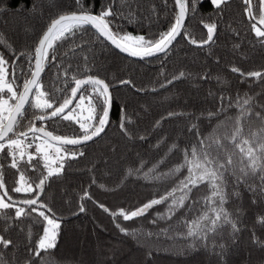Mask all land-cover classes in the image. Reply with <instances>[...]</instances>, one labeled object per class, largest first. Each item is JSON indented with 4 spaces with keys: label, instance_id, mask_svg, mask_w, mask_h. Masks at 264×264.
Returning a JSON list of instances; mask_svg holds the SVG:
<instances>
[{
    "label": "trees",
    "instance_id": "16d2710c",
    "mask_svg": "<svg viewBox=\"0 0 264 264\" xmlns=\"http://www.w3.org/2000/svg\"><path fill=\"white\" fill-rule=\"evenodd\" d=\"M84 3L85 7L91 6L94 14L102 6L111 5L113 12L120 13L111 17L114 31L143 35L146 39H155L160 32L167 31L176 13L174 0ZM195 7L185 21L190 35L182 32L170 50L152 58L128 57L98 38L90 27L57 42L55 58L50 52L40 76L42 91L51 94L54 89H61L57 95L59 106L65 96L71 95L73 76L98 77L110 85L113 102L109 123L92 140L65 146L77 155L65 157L63 168L47 179L43 190L37 189L36 184L41 175H48V169L42 155L35 153L36 143L27 148L33 154L36 169L28 164L27 155L19 170L12 168L7 149L0 151V174L5 185L0 195L7 193L5 202L11 203L8 197L17 202L34 199L37 197L33 193H37L39 201L52 212L48 213L46 208L39 210L50 216L54 213L60 225L55 247L42 250L37 257L35 245L44 225L35 224L32 217L16 218L17 207L29 210L23 203L0 209V236L11 241L7 247L0 244L2 264H264V181L259 175L249 176L247 182H237L231 175L226 178L224 208L237 224L234 233L231 225L225 224L204 239L193 240L184 235L185 219L190 222L204 212L214 215L210 211L212 202L205 203L211 196L207 183L195 188L185 206L171 218L167 215L171 199L130 220L111 215L120 209L133 211L176 187L187 176V168L160 180L145 179L144 174L165 157L173 143L178 149L149 176L166 173L181 164L184 150L191 152L192 146L198 145V140L212 133L221 122L225 126L219 129L220 135L230 131L244 99L251 98L244 106L250 112L243 118V137L250 138L253 132L264 128V77L247 75L264 73V38L257 37L251 27L255 23L264 30L258 22L259 0H252L255 19L245 11V0H227L219 7H214L210 0H196ZM75 8V0H0V9H4L0 11V36L5 41L0 43V55L7 61L8 79H15L17 88L22 89L24 80L31 75L36 45L50 21ZM205 23H214L216 27L211 42L202 45L200 42L207 40ZM192 39L197 43H192ZM232 68L240 72H233ZM181 72L183 77L173 79ZM125 80L131 84L120 83ZM222 107L224 110L220 111ZM26 109V118L17 126V132L26 131L33 116L42 114L29 106ZM169 113L184 115L169 117ZM209 113L216 115L209 118ZM83 114L87 115L86 111ZM125 115L132 122L125 120L122 129L121 117ZM56 120H36L35 126H43L59 136L76 137L81 133L78 124ZM192 124L197 129L190 131ZM30 139L31 135L28 142ZM161 140L163 143L157 147ZM224 146L228 153L236 152L235 158L239 159L236 145L225 140ZM53 167H59V163ZM22 172L32 183V192L14 191L21 184ZM85 192L88 197L81 199ZM175 195L182 193L177 191ZM100 205L109 211L105 212ZM29 229L33 233L31 238ZM30 247L33 252H29Z\"/></svg>",
    "mask_w": 264,
    "mask_h": 264
},
{
    "label": "snow or ice",
    "instance_id": "6c2138e0",
    "mask_svg": "<svg viewBox=\"0 0 264 264\" xmlns=\"http://www.w3.org/2000/svg\"><path fill=\"white\" fill-rule=\"evenodd\" d=\"M191 3V8L189 7ZM227 0H210V3L214 7H219ZM76 8L71 12H65L59 14L56 18L52 19L46 29L43 31L41 37L38 40V44L35 48V67L31 70L30 78H26L22 85V89L15 86V79L11 81L7 78L8 73L6 71L7 61L2 55H0V151L7 149L8 155L12 157L10 167L19 170L21 161L24 160L25 155L28 157V164L36 169V165L32 164L33 154L27 152V148L32 147V143L28 142V137L31 135L32 141L40 140V143L35 144V153L37 156L42 155L44 161V167L48 169V175L39 178V183L36 184L37 189L43 190L45 182L53 174H58L63 168L64 160L66 156L75 157L77 153L70 151L67 145H81L93 137L99 136L104 131L105 126L109 123V111L112 106V96L109 91L110 85L105 83L94 76H86L84 79H77L75 76L72 79L75 82V87L71 88V95L65 96L63 101L56 106L57 95L62 92L61 89H54L51 94L42 91V85L40 82L41 73L44 71L45 63L51 52L52 57L55 58V48L59 41L66 40L68 37L75 35L77 32L86 31L89 27L94 29L98 38L102 37L105 41L110 42L116 48L122 52H127L133 57H151L158 53H166L170 50L169 46L173 44L177 36L182 32L185 35H190L185 28V18L190 12L194 13L196 10V0H175V4L178 11L174 14V22L169 25L167 31L160 32L155 39H146L143 35H132L131 33H121L120 31H114L111 25L113 21L111 17L120 15L112 11L111 5L103 7L101 10L94 14L91 6L85 7L84 0H75ZM123 3V0H122ZM245 4L248 7L245 9L248 16L255 19L252 11V0H245ZM259 24L264 25V0H259ZM4 11V9H0ZM131 16V13L129 14ZM203 23V21H201ZM207 28V40H202L200 43L207 44L213 38V32L216 25L204 24ZM253 31L257 37L264 38V30L257 27L255 23L251 25ZM192 43H197L195 39L191 40ZM0 43H5L3 37L0 36ZM25 55V53H20ZM31 59V56H29ZM233 72H240L238 68H232ZM244 75L243 73H241ZM185 74L180 73L179 77H173L178 79ZM248 76L262 78L264 73L251 72L247 73ZM172 81H167L171 83ZM121 84L129 85L131 81H120ZM164 85H161L163 87ZM6 93H10L7 99L4 98ZM78 97V99H77ZM224 97H221L223 102ZM251 98H246L242 105L240 115L235 118V126L230 130L220 135L219 129L225 126L224 122H221L213 129L212 133L208 136L200 138L198 145H193L191 152L187 149L183 152V161L181 164L169 169L168 172L158 174L156 176H149L156 170L159 164L164 163L167 156L174 150L178 149V145L173 143L168 152L165 153V157L161 159L156 165H153L149 169L148 173H145V179L160 180L162 178H168L180 173L181 169L187 168V176L179 181V184L174 187L170 192L158 199H152L149 202L143 204L141 207L136 208L133 211L127 212L124 209H120L117 212H112L113 217L122 216L124 220H130L134 217L142 216L148 209L155 205H159L167 202L171 199V203L168 205L167 215L171 218L176 211L185 206V202L190 199V195L195 188L207 183L211 189V196L205 199V203L212 202L210 211L214 213L213 216H209L208 212L202 213L200 216L194 218L192 221L185 219L184 226L186 237H191L193 240L204 239L209 233H214L222 228L223 225L229 224L233 230V233L237 231V224L232 220L230 213L224 208L226 201V194L223 191V187L226 183V178L231 175L236 177L237 182L243 179L247 182L249 176H260V179L264 181V128L259 129L257 132H253L250 138L243 137V118L246 117L250 109L245 111L244 106L250 103ZM9 101H15L9 103ZM26 106L37 109L41 115H34L33 119L29 121V125L25 126L26 131L17 132L16 128L21 124V121L26 118ZM231 104H229V107ZM223 107L220 111H223ZM87 115H84V112ZM7 113V115H5ZM176 115H184V113H169V117ZM216 114L209 113V118ZM259 118V113H257ZM56 118H59L56 120ZM56 120L57 123L62 121H69L79 125L81 133L76 134V138H69L68 136L53 135L52 132L45 130L43 126L37 128L35 121ZM127 120L131 123V118L127 115L121 117V128L124 129V121ZM159 126V121H157ZM197 129L195 124H192L190 131ZM11 134V136H10ZM42 134V135H41ZM197 136H200L197 130ZM143 138V137H142ZM227 140L230 143L236 145L239 152V159H236V152L228 153L224 146V141ZM239 140V144L237 141ZM163 143V140L157 143V147ZM63 153V155H61ZM223 153V154H222ZM83 155V153H79ZM19 157V158H17ZM59 163V167H53ZM143 163V162H142ZM132 170L129 169V174ZM21 184L14 188V191L19 192H32V183L25 178L24 173L20 176ZM4 178L0 174V189L4 188ZM180 191L182 195L177 197L175 193ZM37 198L25 199L21 202L8 199L11 203L5 202L4 196H7L5 192L0 196V209H8L15 207L17 203H23L29 206V210L22 207H17L15 211L16 218L21 216L32 217L35 224H43V234L39 236L36 241L34 255L39 257L40 252L47 251L48 249L55 247V241L57 236V230L60 225L58 223L55 214L51 216L46 214L45 211L39 209L46 208L48 213L52 212L51 208L39 201L37 193H33ZM88 197V193L85 192L81 199ZM218 201V203H217ZM195 203V202H194ZM104 208L105 212L109 209L104 205H100ZM84 211L83 206L80 208ZM32 213H37L36 216H32ZM160 218H163L162 214H158ZM264 222V218L262 221ZM119 227V225H117ZM122 232L127 233V230L121 228ZM33 233L29 229V238ZM151 235V233H148ZM11 241L3 239L0 236V244L7 247ZM29 252H33L30 247ZM2 264V261H0Z\"/></svg>",
    "mask_w": 264,
    "mask_h": 264
},
{
    "label": "water",
    "instance_id": "95a60500",
    "mask_svg": "<svg viewBox=\"0 0 264 264\" xmlns=\"http://www.w3.org/2000/svg\"><path fill=\"white\" fill-rule=\"evenodd\" d=\"M174 4H175V0H174ZM175 8H176V12L178 11V8H177V6H176V4H175ZM187 16V15H186ZM57 17V16H56ZM55 17V18H56ZM54 19V18H53ZM185 21H186V18H185ZM260 26L264 29V25H261L260 24ZM42 35V34H41ZM213 35H214V33H213ZM180 35H178L177 36V38L179 37ZM41 37V36H40ZM177 38H176V40H177ZM175 40V41H176ZM174 41V42H175ZM108 42V41H107ZM173 42V43H174ZM210 42V41H209ZM208 42V43H209ZM113 48H115L117 51H119L120 53H122V54H124V55H126V56H128V57H131V58H134V59H138V60H141V59H147V58H152V57H154V56H151V57H145V58H140V57H133V56H130L127 52H122L120 49H118V48H116L114 45H112L110 42H108ZM38 44V43H37ZM37 46V45H36ZM172 45H170L169 46V48L171 47ZM158 54H163V53H158ZM158 54H156V55H158ZM155 55V56H156ZM34 67H35V56H34V62H33V67H32V69H34ZM31 76V75H30ZM90 76V75H89ZM95 77V76H94ZM30 78V77H29ZM84 78H86V76H84V77H81V78H79V79H84ZM98 78V77H97ZM74 87H75V85H74ZM109 91H110V89H109ZM111 93V92H110ZM109 113H110V111H109ZM109 119V118H108ZM37 128H40L41 126H36ZM46 130V129H45ZM48 131V130H47ZM42 135V134H41ZM97 137V136H96ZM69 138H76V137H69ZM93 138H95V137H93ZM88 142V141H87ZM68 146H72V145H68Z\"/></svg>",
    "mask_w": 264,
    "mask_h": 264
},
{
    "label": "rangeland",
    "instance_id": "374dc122",
    "mask_svg": "<svg viewBox=\"0 0 264 264\" xmlns=\"http://www.w3.org/2000/svg\"><path fill=\"white\" fill-rule=\"evenodd\" d=\"M6 71H7V73H8L7 68H6ZM7 78H9V76H7ZM8 95H10V93H8ZM7 97H8L7 95H4V98H5V99H7ZM9 103H10V101H9ZM86 114H87V112H86ZM5 115H6V113H5ZM61 155H63V153H61ZM0 196H2V195H0Z\"/></svg>",
    "mask_w": 264,
    "mask_h": 264
},
{
    "label": "built area",
    "instance_id": "2783aa9c",
    "mask_svg": "<svg viewBox=\"0 0 264 264\" xmlns=\"http://www.w3.org/2000/svg\"><path fill=\"white\" fill-rule=\"evenodd\" d=\"M31 143H40L41 141L40 140H36V141H32V139L29 140Z\"/></svg>",
    "mask_w": 264,
    "mask_h": 264
},
{
    "label": "bare ground",
    "instance_id": "6f19581e",
    "mask_svg": "<svg viewBox=\"0 0 264 264\" xmlns=\"http://www.w3.org/2000/svg\"><path fill=\"white\" fill-rule=\"evenodd\" d=\"M210 42H211V41H210ZM210 42H209V43H210ZM207 44H208V43H207ZM207 44H203V45H207ZM158 55H160V54H158ZM156 56H157V55H156Z\"/></svg>",
    "mask_w": 264,
    "mask_h": 264
}]
</instances>
